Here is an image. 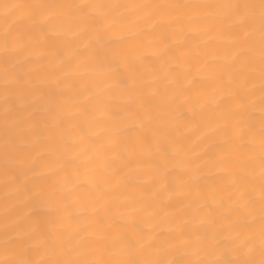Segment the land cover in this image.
I'll return each mask as SVG.
<instances>
[{"label": "snow or ice", "instance_id": "obj_1", "mask_svg": "<svg viewBox=\"0 0 264 264\" xmlns=\"http://www.w3.org/2000/svg\"><path fill=\"white\" fill-rule=\"evenodd\" d=\"M0 96V264H264V0L0 2Z\"/></svg>", "mask_w": 264, "mask_h": 264}, {"label": "bare ground", "instance_id": "obj_2", "mask_svg": "<svg viewBox=\"0 0 264 264\" xmlns=\"http://www.w3.org/2000/svg\"><path fill=\"white\" fill-rule=\"evenodd\" d=\"M0 2H13V0H0ZM100 2H112V3H131V2H163V0H100ZM178 2H190V0H178ZM206 39V38H204ZM187 47L189 48L193 60H192V74L199 81V90L195 94L190 95L189 104L183 107L180 111H175L173 108H168L165 110L164 119L169 123H184L188 127L192 128V131H187V128L184 131L187 132L191 141H196L197 136L200 134L202 129L197 130L195 125L199 124V119H194L193 111H189V106L195 111L197 117L199 116L201 109L200 104L204 103L206 99L213 95V90L217 86L213 83L211 79V73L209 68L216 66L219 68L225 62L226 55H230L235 49L231 48L227 39L215 38L210 41V44L206 47L201 35L192 31L189 40L187 41ZM200 48L201 51L199 55H196L195 50ZM146 53L151 52L152 49L145 48ZM146 63L150 64L153 70L158 69L159 62L153 56H147ZM151 78V76H149ZM258 84V81H257ZM52 93L54 94L55 89L53 88ZM49 92L48 89H45V95ZM211 105H205V111H209ZM255 115L259 116V111L257 110ZM39 118V114L38 117ZM41 128H43V122H41ZM4 144V103L3 98L0 96V167H2V151ZM203 147V146H202ZM3 200V190L0 188V202ZM2 258V257H0Z\"/></svg>", "mask_w": 264, "mask_h": 264}]
</instances>
